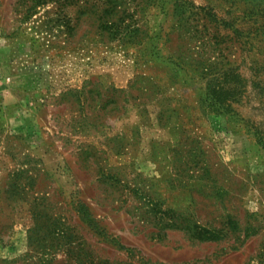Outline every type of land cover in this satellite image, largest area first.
Returning a JSON list of instances; mask_svg holds the SVG:
<instances>
[{"label":"rangeland","instance_id":"374dc122","mask_svg":"<svg viewBox=\"0 0 264 264\" xmlns=\"http://www.w3.org/2000/svg\"><path fill=\"white\" fill-rule=\"evenodd\" d=\"M183 1L0 0V264L34 210L127 264H264V0Z\"/></svg>","mask_w":264,"mask_h":264},{"label":"trees","instance_id":"16d2710c","mask_svg":"<svg viewBox=\"0 0 264 264\" xmlns=\"http://www.w3.org/2000/svg\"><path fill=\"white\" fill-rule=\"evenodd\" d=\"M49 0H39V2H46ZM186 1L175 0V10H183ZM90 11L98 14L101 25L105 29H116L118 34L124 31L125 34L138 31L139 27H129L125 24L124 10L111 7L102 8L95 7ZM109 13H113L115 17H108ZM127 28V29H126ZM122 29V30H121ZM77 99L83 104V99H89L86 90H73ZM215 110L223 106H217L216 101L211 103ZM225 107V106H224ZM262 140V139H259ZM264 143V141H263ZM76 209L80 213V217L93 230L94 234L101 236L108 242H113L111 235L102 229L88 206L79 201ZM35 211V226L30 229L29 240L37 248L39 260L35 264H127L123 260H114L108 257H102L96 253L95 250H87L84 246L83 239L75 232V229L67 223V221L58 214L49 215L40 210ZM199 228V230H198ZM194 236L202 240H215L221 238L223 235L218 232H210L206 229H201L198 225L194 230ZM63 253L65 256L63 260H58V255ZM46 256V257H45Z\"/></svg>","mask_w":264,"mask_h":264}]
</instances>
